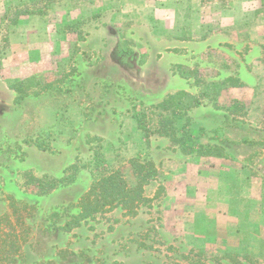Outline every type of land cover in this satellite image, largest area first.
Returning <instances> with one entry per match:
<instances>
[{
	"label": "rangeland",
	"instance_id": "1",
	"mask_svg": "<svg viewBox=\"0 0 264 264\" xmlns=\"http://www.w3.org/2000/svg\"><path fill=\"white\" fill-rule=\"evenodd\" d=\"M263 118L264 0H0V264H264Z\"/></svg>",
	"mask_w": 264,
	"mask_h": 264
},
{
	"label": "trees",
	"instance_id": "2",
	"mask_svg": "<svg viewBox=\"0 0 264 264\" xmlns=\"http://www.w3.org/2000/svg\"><path fill=\"white\" fill-rule=\"evenodd\" d=\"M21 15H30V14H37L36 12H26V10L20 12ZM17 20H13L12 23L15 24ZM236 107L233 108V106L227 108V110H233ZM261 127L260 129L264 131V118L261 121ZM172 129V128H171ZM179 137L176 136V133L174 130L170 134H167L169 137L172 138V141L177 144V146L181 147L183 151L192 152L193 147L191 144H188V138L187 133L184 132V128L181 130L178 129ZM168 131V132H167ZM165 132L169 133L171 130H167ZM210 148V146H206ZM217 148L214 147V151ZM212 151L210 156L213 157H219L221 158L222 155H220L219 152L214 153L213 149L209 150ZM210 153V152H205ZM208 155V156H209ZM75 167V166H73ZM72 166L68 170H73ZM133 167L135 169V177L137 181V185L134 187L126 189L127 184L125 180L122 179L121 174L117 171L114 174H109L106 177H103L101 175V179L98 183L88 188V191L86 192L85 196L80 200L79 202V208H80V214L78 217L73 218L70 222H68L67 226H74L78 227L81 223L80 221L84 218L87 219L88 217H91L90 219H95L97 213L101 212L103 208L108 204H115L117 207H123L127 208V211L129 214H134L135 209L138 207L139 203L149 204L150 199L147 197L141 196V186L142 185H148L152 184V182H156V178L158 177V172L155 168V165H153L150 161L145 162L144 164L140 163H134ZM73 180V176L69 177V175H66L64 178H62L59 182H64L65 185H68ZM162 189V188H161ZM87 221H84V223ZM241 256V253L238 252H230V251H224L223 257L220 258L217 262L220 263V261L224 262L227 260V258L234 259L235 256ZM244 258L248 260L249 264H258L257 262H252V260L248 257V255H244Z\"/></svg>",
	"mask_w": 264,
	"mask_h": 264
},
{
	"label": "crops",
	"instance_id": "3",
	"mask_svg": "<svg viewBox=\"0 0 264 264\" xmlns=\"http://www.w3.org/2000/svg\"><path fill=\"white\" fill-rule=\"evenodd\" d=\"M234 5H235L236 7L240 6L238 3H234Z\"/></svg>",
	"mask_w": 264,
	"mask_h": 264
}]
</instances>
